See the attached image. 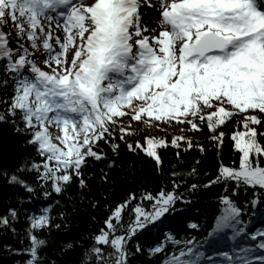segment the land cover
Listing matches in <instances>:
<instances>
[{
  "label": "snow or ice",
  "instance_id": "obj_1",
  "mask_svg": "<svg viewBox=\"0 0 264 264\" xmlns=\"http://www.w3.org/2000/svg\"><path fill=\"white\" fill-rule=\"evenodd\" d=\"M134 121L162 131L206 127L218 150L231 124L238 164L221 162L202 184L185 180L192 168L171 171L156 189L129 191L81 264H134L137 254L148 264H264V221L253 228L245 219L264 217V0H0V124L39 157L0 167L7 183L30 194L38 184L44 197L49 189L60 194L73 176L85 187L84 168L105 158L101 144L117 151V133L130 151L153 158L157 171L161 147L204 151L184 135L129 139ZM24 170L35 172L32 184L18 174ZM217 185L206 235L179 238L201 227L181 206ZM18 219L9 207L0 227L16 233ZM26 220L29 243L5 247L27 254L23 264H42L46 242L38 233L58 225L47 207Z\"/></svg>",
  "mask_w": 264,
  "mask_h": 264
},
{
  "label": "trees",
  "instance_id": "obj_2",
  "mask_svg": "<svg viewBox=\"0 0 264 264\" xmlns=\"http://www.w3.org/2000/svg\"><path fill=\"white\" fill-rule=\"evenodd\" d=\"M137 124L139 123L133 122L134 127ZM181 127L177 124L174 129L169 127L171 131L166 130L155 134L151 133L150 129L138 125L136 127L138 131L129 137L132 140L140 139L143 143L145 136L170 139L172 135H184L190 136L194 145L195 143L203 145V152L195 146L177 149L169 144L167 147L159 148L158 153L161 158L159 171L153 158L140 150L130 151L124 141L118 139L119 133H117L119 144L117 151L113 152L109 145L101 144L106 153L105 158L98 161L89 160L87 167L84 168L85 187H81L78 179L73 176L60 194L49 189L50 195L44 197L38 184H34L36 193L30 194L20 186L7 183L0 175V215L6 214L9 207H15L19 214V219L14 223L16 233L0 227V264H23L27 254H14L5 245L24 248L29 243L24 235L28 214L39 215L41 210L47 207L52 218L51 224L58 225V227L49 226L38 233L39 237L46 242L40 249L42 264H53V262L54 264H81L82 252L93 242L92 237L98 230L104 227L103 221L110 209L125 198L129 191L139 192L144 188L156 189L171 171L188 172L192 168L196 169V174H190L185 177V180L202 184L215 174L221 162L226 165L233 162L238 164V151L233 149L232 141L228 137V134L233 131L231 124H227L223 129L226 136L219 150L209 139L211 133L206 127L200 131L189 128L183 132ZM162 133L166 134L161 136ZM177 151L180 152L179 156L176 155ZM31 159H39L32 147L25 144L21 136L14 133L7 125L0 124V167L11 169L12 166ZM18 174L30 184L35 181L34 171L24 170ZM220 190L219 185L214 186L210 191L201 189L190 197V202L181 206L185 216L190 214L192 217H199L201 227L197 231L187 229L186 232L180 233L179 238L196 236L199 239L200 234L206 235L207 225L217 213L216 195ZM245 219H250L248 227H254L264 221V217L255 213H252L250 218L246 216ZM181 220L182 217L177 216L169 223L176 228L177 221ZM180 227L187 228V225L181 223ZM140 243L147 248L145 238L142 237ZM169 250L172 249L169 248ZM133 262L148 264V257L137 254Z\"/></svg>",
  "mask_w": 264,
  "mask_h": 264
},
{
  "label": "rangeland",
  "instance_id": "obj_3",
  "mask_svg": "<svg viewBox=\"0 0 264 264\" xmlns=\"http://www.w3.org/2000/svg\"><path fill=\"white\" fill-rule=\"evenodd\" d=\"M144 23H148L149 24V19L148 18H144ZM149 27V26H148ZM138 125H140V123L139 124H137V126L136 127H138ZM163 127V126H162ZM146 128H148V129H150V131H151V133H160V132H162V130L161 129H159V128H153V127H146ZM170 128H172V129H174V127H170ZM170 128H167V130L168 131H171V130H169ZM166 130V128L163 130V131H165ZM166 133H162L161 134V136H163V135H165ZM261 226V223H258L257 224V226H254L255 228H257V227H260Z\"/></svg>",
  "mask_w": 264,
  "mask_h": 264
}]
</instances>
